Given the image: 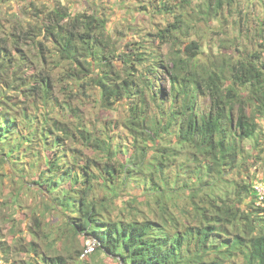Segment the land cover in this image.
Wrapping results in <instances>:
<instances>
[{"label": "trees", "instance_id": "obj_1", "mask_svg": "<svg viewBox=\"0 0 264 264\" xmlns=\"http://www.w3.org/2000/svg\"><path fill=\"white\" fill-rule=\"evenodd\" d=\"M149 1L174 19L149 33L154 44L126 43L123 68L135 75L128 79L112 59L106 20L95 14L58 2L37 7L41 22L0 23V155L19 180L45 186L75 232L125 264H264V198L255 189L264 183V26L251 51L217 55L204 51L191 29L198 20L222 23L236 0ZM146 8L140 4L137 14L147 15ZM164 40L171 49L161 59ZM28 41L35 51L24 48ZM51 63L64 72L57 79L46 68ZM160 67L169 89L157 79ZM64 80L86 95L98 89L106 109L122 102L123 114L94 124L69 102L64 116L73 119L55 116L50 103ZM24 100L42 116L26 112L17 103ZM125 190L123 210L143 197L154 215L138 218L128 209L113 218L108 206ZM33 221L43 235L42 221ZM45 259L68 264L61 254Z\"/></svg>", "mask_w": 264, "mask_h": 264}, {"label": "rangeland", "instance_id": "obj_2", "mask_svg": "<svg viewBox=\"0 0 264 264\" xmlns=\"http://www.w3.org/2000/svg\"><path fill=\"white\" fill-rule=\"evenodd\" d=\"M153 1L159 2V0ZM58 2L68 6L69 10L74 13L95 14L106 20L111 31L110 38L107 37V39H110L112 59L114 58V62L119 68L121 79L134 78L135 76L128 74L123 68L125 64L121 60V50H128L125 46L126 43L132 41L136 45L139 43L142 45L154 44L153 36L149 33H155L159 28L165 27L168 20L174 19L172 15L164 16L155 12L153 5H149V0H13L10 2L0 0V23L3 22L5 25L11 26L15 22H23L27 26L37 23V21L41 22L38 17V8L48 10ZM142 3L146 4L148 13L141 16L137 14L136 9ZM234 4L232 15H228L222 23L215 20L210 21V24L201 23L200 20L194 22L196 26L191 30L194 36L201 37L204 51L212 49L215 54L219 55L223 50L230 51L227 56L231 54L239 56L241 52H238L237 47L247 48L251 51L263 40L260 28L264 26V0H236ZM178 11L186 14L184 9H178ZM23 44L28 51L36 50L32 41ZM158 45L161 48L159 50L161 59H166L165 54L170 51L171 42L164 40ZM42 67L38 66V69ZM46 68H51L50 72L54 79L64 73L61 67L55 66V63L49 64ZM139 71L137 70L134 74L138 75ZM156 76L164 89H169V77L161 67ZM56 83L53 95L58 100L56 103L50 104L54 106V115L64 121L73 119L72 115L70 118L64 116L69 113V105L67 106L69 102L79 108L82 117L94 124L101 123L100 119L119 117L126 108L122 102H117L114 109H106L103 107L98 89H90L89 95L83 94L80 91L82 89L77 87L74 80ZM17 103L21 104L29 114L32 113L37 117H41L43 114L40 109L33 106V101L24 100L17 101ZM102 114L105 118L102 117ZM247 145L251 147L252 144L248 141ZM4 158L0 155V264H52L50 260L45 259V256L59 254L66 256L68 264H125L117 254L105 251L94 237L84 232H75L66 216L58 212L54 201L45 190V186L31 181V177L29 181L19 180L14 175L17 172L13 171L12 163ZM252 168L248 172L250 175L256 173L254 166ZM59 186L69 189L71 183L60 181ZM59 189L54 193H57ZM98 193H105L104 189L99 188ZM126 193L127 190L122 191L120 196L115 198L116 206L111 207L113 205L107 203V205H111L108 208L113 218L122 214L128 215L129 210L133 212L134 217L138 218L144 215H154L153 205L146 203V199L143 197L132 203V209L124 208L123 210L121 208L123 199H129ZM133 193L138 194L139 192L134 191ZM143 200L144 202H142ZM152 203H154V199ZM34 217L42 221L43 235H39L35 231ZM33 242L39 253L31 250L30 244ZM77 251L81 252L79 257ZM70 253L72 254L71 258Z\"/></svg>", "mask_w": 264, "mask_h": 264}, {"label": "built area", "instance_id": "obj_3", "mask_svg": "<svg viewBox=\"0 0 264 264\" xmlns=\"http://www.w3.org/2000/svg\"><path fill=\"white\" fill-rule=\"evenodd\" d=\"M255 189L258 191L261 199H263L264 198V184H262V183L256 184Z\"/></svg>", "mask_w": 264, "mask_h": 264}]
</instances>
